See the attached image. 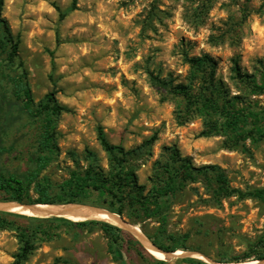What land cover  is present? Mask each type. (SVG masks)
Wrapping results in <instances>:
<instances>
[{
	"label": "rangeland",
	"instance_id": "1",
	"mask_svg": "<svg viewBox=\"0 0 264 264\" xmlns=\"http://www.w3.org/2000/svg\"><path fill=\"white\" fill-rule=\"evenodd\" d=\"M71 4L72 0H4L0 15L19 40L17 55L5 72L24 76L33 109L53 92L69 110L57 120L56 151L41 174L54 188L72 172L82 174L93 159L103 176L112 172L110 157L97 140L98 126L111 145L125 150V165L146 188L144 194L160 174L157 164L164 163L172 148L194 168L219 167L233 189L264 188V140L236 139L226 129L199 137L205 130L203 119L178 91L180 85L191 87L183 54L207 55L214 60L221 96L237 108L264 114V91L257 92L236 75L238 69L261 83L264 0H77L73 10ZM202 89L209 96L207 87L195 81L191 94L199 95ZM40 122L38 115L20 114L9 127H0V172L32 169ZM209 178L196 175L177 195L164 223L142 211L133 214L128 205L123 216L118 215L138 227L149 243H162L170 236L185 240L179 256L150 255L154 260L188 264L180 254L195 253V259L206 264L257 263L234 259L264 234V204L235 196L217 202ZM37 197L30 191L24 204ZM4 198L0 192V203L10 202ZM80 205L107 211V204L96 198ZM9 220L22 228L38 225ZM91 220L104 222L84 221ZM40 226L47 234L35 240L25 264H154L132 246L133 238L145 249L140 239L122 227L116 226L123 234L116 246L119 260L113 261L108 239L97 226L79 229L56 221ZM18 248L16 231H0V264L12 263Z\"/></svg>",
	"mask_w": 264,
	"mask_h": 264
},
{
	"label": "trees",
	"instance_id": "2",
	"mask_svg": "<svg viewBox=\"0 0 264 264\" xmlns=\"http://www.w3.org/2000/svg\"><path fill=\"white\" fill-rule=\"evenodd\" d=\"M76 1L72 0L71 10L75 9ZM3 6L4 0H0V15ZM18 45L19 40L13 37L6 21L0 18V127L2 129L9 127L15 117L20 114L38 115L41 119L39 140L31 159L32 169L24 173L0 172V192L5 196L4 201L24 203V200L29 198L30 191L36 193L38 197L29 201L28 205L84 204L88 199L96 198L105 202L106 210L112 214L123 216L125 207L128 205L133 214L142 211L147 218L158 217L164 223L165 214L177 195L186 188L188 183L195 180L196 175L202 174L206 178L211 177L209 181L215 187L212 190V196L217 202L221 198L235 196L240 200L258 199L264 204V188L244 192L233 189L219 167L211 165L194 168L190 160L181 158L175 148L168 149V156L163 164H157L160 174L152 187L144 194L146 188L138 185L134 172L125 165L127 153L122 147L113 146L107 141L101 126L97 127V140L110 157L112 172L108 176H103L93 159L82 174L79 171L72 172L68 180L54 188L49 179L41 174L50 164L56 151L57 120L62 113L69 110L57 102L53 92L46 94L35 109L31 107V92L24 76H11L5 72V67L10 66L17 55ZM183 59L189 66L191 87L180 85L178 91L187 97L188 106L194 107L196 113H199L203 119L205 130L199 134V137H210L226 129L236 139H251L254 143L264 140V126L261 124L263 112L257 116L250 111L251 109L237 108L233 100L229 101L221 96V87L213 76L214 60L207 55L189 57L186 53L183 54ZM236 75L257 92L264 91V74L260 84H257L254 77L241 74L238 69H236ZM195 81L207 87L209 96L205 94V89H202L199 95L198 92L191 94ZM220 101L221 105H219ZM126 193L129 195L126 196ZM128 217L132 218V214L129 213ZM9 218H21L28 220L31 224L37 222L38 225L22 228ZM51 221L79 229L91 227L89 229L92 230L95 226L99 227L108 239L107 250L112 255L113 261L119 260L120 254L116 246L121 240L123 231L114 225L96 220L72 222L56 217L45 219L25 217L0 211V231H16L19 241L18 252L13 256L14 260L10 264L26 263L34 249L35 240L40 234H47L40 224ZM184 241L179 242L178 239L170 236L162 243L154 240H151V243L162 252L174 253L186 248ZM131 242L142 258H148L154 264H166L163 260H154L138 241L132 238ZM246 260L264 261V234L250 243L240 258L234 259L236 263ZM183 261L188 264H206L192 258H185ZM218 263L229 262L221 260Z\"/></svg>",
	"mask_w": 264,
	"mask_h": 264
},
{
	"label": "bare ground",
	"instance_id": "3",
	"mask_svg": "<svg viewBox=\"0 0 264 264\" xmlns=\"http://www.w3.org/2000/svg\"><path fill=\"white\" fill-rule=\"evenodd\" d=\"M0 209L6 210L10 213L20 214L29 217L44 218L49 216H60L70 221H84L86 219H100L111 225L119 226L120 220L117 216L108 214L105 210L91 208L89 206L80 204H68V205H37L31 210L24 207H17L13 204L0 203ZM134 233L141 239V243L148 250L149 254L155 258L165 259V255L155 248H153L148 241H145L144 235L141 233L138 227L131 226ZM172 255H179V251ZM194 256V255H193ZM247 264V263H240ZM257 264V263H254Z\"/></svg>",
	"mask_w": 264,
	"mask_h": 264
},
{
	"label": "water",
	"instance_id": "4",
	"mask_svg": "<svg viewBox=\"0 0 264 264\" xmlns=\"http://www.w3.org/2000/svg\"><path fill=\"white\" fill-rule=\"evenodd\" d=\"M3 204V203H2ZM6 204H13V205H15V206H17V207H24V208H27V209H29V210H31L32 208H34L35 206H37V205H50V204H34V205H28V204H24V203H16V202H6ZM52 205V204H51ZM0 211L1 212H7L6 210H2V209H0ZM108 214H110V215H113V216H117L118 217V219L120 220V224H119V226L118 227H122V228H124L125 230H127V231H129L130 233H132L133 235H135L138 239H140L135 233H134V231L131 229V225H129L127 222H125L124 220H122L121 218H119V216L118 215H116V214H112V213H110V212H108V211H106ZM49 217H58V218H62V217H60V216H49ZM45 218H48V217H45ZM96 221H98V220H96ZM114 226H117V225H114ZM145 239V238H144ZM140 241H141V239H140ZM145 241H147L146 239H145ZM149 243V242H148ZM150 245L153 247V248H155L157 251H159V252H161V253H163L164 255H165V258H174V257H177V256H179V255H172V254H174V253H165V252H162V251H160V250H158L156 247H154L153 246V244L152 243H150ZM145 250L148 252V250L145 248ZM149 253V252H148ZM193 255H195V253H187V254H180V256L182 257V258H194L195 259V256H193ZM257 262V264H264V261L263 262H259V261H256Z\"/></svg>",
	"mask_w": 264,
	"mask_h": 264
}]
</instances>
